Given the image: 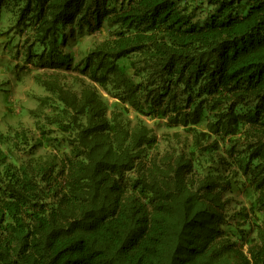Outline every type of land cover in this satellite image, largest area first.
<instances>
[{"label": "trees", "instance_id": "trees-1", "mask_svg": "<svg viewBox=\"0 0 264 264\" xmlns=\"http://www.w3.org/2000/svg\"><path fill=\"white\" fill-rule=\"evenodd\" d=\"M9 4L55 107L0 131V264H264V0Z\"/></svg>", "mask_w": 264, "mask_h": 264}, {"label": "rangeland", "instance_id": "rangeland-1", "mask_svg": "<svg viewBox=\"0 0 264 264\" xmlns=\"http://www.w3.org/2000/svg\"><path fill=\"white\" fill-rule=\"evenodd\" d=\"M16 18L12 4L8 8L6 5L0 7V131L12 135L15 131L24 130L30 138H36L37 121L55 105L39 107L40 99L49 94L34 78L37 73L51 71L45 72L47 70L40 67L36 58H27L25 41L30 33L17 29ZM60 75L62 81L76 91L80 90L83 82H88L71 69L61 70ZM149 124L153 125L152 122ZM45 153V147L36 150L37 155Z\"/></svg>", "mask_w": 264, "mask_h": 264}]
</instances>
